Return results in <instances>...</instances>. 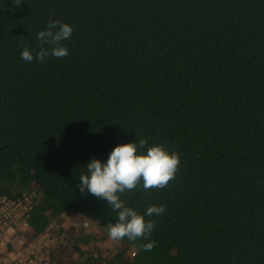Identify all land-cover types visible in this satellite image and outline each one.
I'll list each match as a JSON object with an SVG mask.
<instances>
[{
	"label": "trees",
	"instance_id": "16d2710c",
	"mask_svg": "<svg viewBox=\"0 0 264 264\" xmlns=\"http://www.w3.org/2000/svg\"><path fill=\"white\" fill-rule=\"evenodd\" d=\"M50 19L73 28L68 56L24 61ZM141 137L181 161L121 196L166 206L146 217L157 244L102 246L89 229L108 240L116 213L78 178ZM26 193L22 245L48 231L72 264H264V0H0V197Z\"/></svg>",
	"mask_w": 264,
	"mask_h": 264
},
{
	"label": "clouds",
	"instance_id": "9594fccd",
	"mask_svg": "<svg viewBox=\"0 0 264 264\" xmlns=\"http://www.w3.org/2000/svg\"><path fill=\"white\" fill-rule=\"evenodd\" d=\"M25 0H13L15 9ZM73 28L59 19H50L45 29L37 32L40 47L33 50L24 46L20 55L26 62L36 60L44 63L49 56L57 59L68 56L69 50L62 43L71 40ZM50 46V47H49ZM180 155L169 151L163 144H148L147 137L137 138L133 142L120 143L110 151L106 161L95 156L90 158L86 172L79 176V191L90 194L98 200L106 201L107 206L116 213V221L107 224V235L112 241L145 240V251H151L157 241L151 239L155 222L146 217L159 216L166 206L152 204L141 213L135 207L128 206L121 196L133 191L145 193L154 189H163L176 178L180 167Z\"/></svg>",
	"mask_w": 264,
	"mask_h": 264
},
{
	"label": "built area",
	"instance_id": "2783aa9c",
	"mask_svg": "<svg viewBox=\"0 0 264 264\" xmlns=\"http://www.w3.org/2000/svg\"><path fill=\"white\" fill-rule=\"evenodd\" d=\"M29 206L30 193L16 200L0 197V264H48V252L53 249L54 243V236L50 232L45 231L25 246L19 237L27 228L26 212ZM83 225L86 227L87 223ZM48 228L54 230L52 224ZM9 243L14 247L8 248Z\"/></svg>",
	"mask_w": 264,
	"mask_h": 264
},
{
	"label": "rangeland",
	"instance_id": "374dc122",
	"mask_svg": "<svg viewBox=\"0 0 264 264\" xmlns=\"http://www.w3.org/2000/svg\"><path fill=\"white\" fill-rule=\"evenodd\" d=\"M69 222V224H70V221H68ZM69 224H67V226L66 225H64L65 226V228H67L68 226H69ZM89 230H94L95 231V233H96V237H97V240H96V243L97 244H101L102 246H110V244H109V242H111V240L110 239H108V240H106V241H104V239H102L103 237H102V235L99 233V231H98V229L97 228H92V229H89ZM65 232H68V230L67 231H65ZM62 239V238H61ZM60 238H58V237H55L54 236V243H53V250H49V252H48V255H49V261L50 262H48V263H50V264H72V261H74V258L75 257H72V258H67V257H64L62 260H60L59 259V257L61 256V255H63V249L61 250L60 248L62 247V240H61ZM105 242V243H104ZM7 248V247H6ZM17 249V248H16ZM7 250H9V249H7ZM12 250H14V249H12ZM18 250V249H17ZM60 250V251H59ZM14 251H16V250H14ZM53 251V253H56L55 254V256L53 255V254H51V252ZM132 251H134V249L132 248L131 249V251L130 252H132ZM12 255H14V253L12 254ZM52 256H54L53 257V259H52ZM58 257V258H55V257Z\"/></svg>",
	"mask_w": 264,
	"mask_h": 264
}]
</instances>
